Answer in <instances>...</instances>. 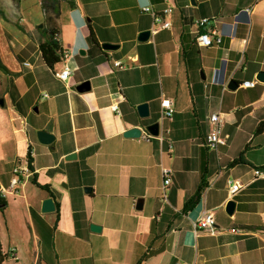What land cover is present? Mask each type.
Returning a JSON list of instances; mask_svg holds the SVG:
<instances>
[{"label": "crops", "instance_id": "0c3cea01", "mask_svg": "<svg viewBox=\"0 0 264 264\" xmlns=\"http://www.w3.org/2000/svg\"><path fill=\"white\" fill-rule=\"evenodd\" d=\"M20 1L0 0L6 69H0V114L9 138L0 150V193L3 212L10 196L24 206L27 263L264 264V179L253 174L264 167V130L254 135L264 122V83L256 80L264 72V0H39L42 15L24 12ZM44 2H53L58 15L49 9L47 19ZM146 6L170 28L161 29ZM167 8L172 12L164 15ZM202 18L209 21L198 29L194 23ZM50 29L68 53L52 69L38 48ZM144 31L149 37L140 42ZM198 31H214L220 44L199 47ZM90 33L97 45L88 41ZM81 37L87 48L77 50ZM116 61L124 68L114 67ZM65 63L72 73L61 81L55 73ZM216 71L222 83L213 82ZM231 81L235 90L227 89ZM244 81L256 83L243 88ZM83 82L90 88L79 93ZM162 99L172 103L171 119L159 116ZM142 103L149 108L145 119L136 112ZM213 113L227 137L215 153L203 145ZM153 123L159 134L147 139L145 128ZM135 127L140 137L123 136ZM39 132L52 140L40 143ZM28 149L31 171L10 190L12 171L26 164ZM241 154L243 161L231 166ZM162 168L170 170L166 187ZM202 178L199 201L183 212ZM233 181L241 188L231 196ZM47 199L53 211L43 213ZM228 201L234 202L230 215ZM206 213L214 227L196 232ZM1 249L8 254L4 262L25 264L16 248Z\"/></svg>", "mask_w": 264, "mask_h": 264}, {"label": "built area", "instance_id": "2783aa9c", "mask_svg": "<svg viewBox=\"0 0 264 264\" xmlns=\"http://www.w3.org/2000/svg\"><path fill=\"white\" fill-rule=\"evenodd\" d=\"M142 10L144 12L151 13V15L154 17V21L156 24L159 25L161 29H169L171 24L169 21L163 18V16L157 15L153 13L149 6L143 7ZM172 12L171 8H167L163 11L164 15H169ZM207 18H202L194 23L196 28L198 29H204V27L208 23ZM195 42L199 47H211L213 45H219L221 42V39L219 36L216 35L214 31H198L195 37ZM62 58L66 59L68 58V53H62ZM24 65H28L27 63H24ZM113 66L119 69L124 68V66L119 62L116 61L113 63ZM72 73L71 68L68 66L67 63L64 64L63 68L55 73V76L57 79L61 81H66ZM223 77L220 71H216V76L214 79V83H222ZM255 81H244L241 83V87L243 88H252L255 85ZM117 106L114 105L112 107L113 111H116ZM174 114V109L172 106V103L169 99H162L160 102V110H159V116L161 119H171ZM208 123V131L205 134L203 145L204 147L212 152L215 153L218 148L224 146L226 144L227 137L222 134V120L219 117L218 114L213 113L210 114L207 118ZM145 138L151 139L152 136L149 134L145 135ZM29 170L27 169L26 164L21 166L17 165L13 171H12V177L9 182V188L14 189L16 185H18L21 181L20 178L27 174ZM253 174L255 178L264 179V167L263 168H255L253 170ZM161 175L163 178V186L166 187L170 183V170L166 168L161 169ZM241 188V185L238 184V182H229V188L228 192L232 196L234 195L239 189ZM215 221L212 213H206L201 215L196 224L195 229L196 232L199 230H205L214 227ZM12 255V251L9 252Z\"/></svg>", "mask_w": 264, "mask_h": 264}, {"label": "rangeland", "instance_id": "374dc122", "mask_svg": "<svg viewBox=\"0 0 264 264\" xmlns=\"http://www.w3.org/2000/svg\"><path fill=\"white\" fill-rule=\"evenodd\" d=\"M48 5V3H46ZM20 9L24 12L30 11L33 14H36V12H40L41 14V8L39 5V0H21L20 1ZM42 15V14H41ZM43 17V16H42ZM5 27L12 29V30H18L14 25L12 24H6L4 23ZM3 45V44H2ZM4 48V47H3ZM7 119L4 114H0V125L1 129L3 131H0V150L1 152H4L5 148L9 146V143H6L9 141L8 133H7ZM12 190V189H10ZM9 199V208L8 210H5V212H0V242L3 245L5 249H11L16 248L17 253L20 256L21 260L25 261V264L27 263V260L30 256V247L28 244L24 243L25 241H28L29 234L28 230L26 229V221H25V213H24V206L22 202L18 199H15V202L12 201L11 196L8 197ZM10 220V224L8 222ZM4 264H13L12 262L5 261Z\"/></svg>", "mask_w": 264, "mask_h": 264}, {"label": "trees", "instance_id": "16d2710c", "mask_svg": "<svg viewBox=\"0 0 264 264\" xmlns=\"http://www.w3.org/2000/svg\"><path fill=\"white\" fill-rule=\"evenodd\" d=\"M42 7H43V11L46 16L48 15L49 9L54 14V16L58 15L55 4L53 2L48 5H46V3L44 2L42 3ZM47 19H48V16H47ZM55 36H56V33L53 32L52 29L47 30L44 36V41L40 42L38 46L42 61L50 69H52L55 65L60 64L62 61V51L58 45V42L55 39ZM88 41L93 45H97L91 33L88 36ZM0 69L4 71L6 70L1 64H0ZM263 130H264V122L260 123L257 126L254 132V135L260 134ZM248 148H249V145H246L245 149L247 150ZM242 161H243V155L241 154L237 159L233 160L230 163V165L233 166ZM26 166H27V169L31 171V159H30L29 149L26 154ZM20 181H21V178H20ZM32 183L36 185L37 187H39L40 189L48 191V188L46 186L38 185L34 179L32 180ZM204 187H205V183L202 178L194 194L184 203L183 212L190 211L197 204ZM6 205H7L6 200L4 196L0 193V212L1 213H3ZM7 258H8V254L2 252L1 244H0V264L3 263L4 260H6Z\"/></svg>", "mask_w": 264, "mask_h": 264}, {"label": "water", "instance_id": "95a60500", "mask_svg": "<svg viewBox=\"0 0 264 264\" xmlns=\"http://www.w3.org/2000/svg\"><path fill=\"white\" fill-rule=\"evenodd\" d=\"M190 2L192 4H194V0H190ZM149 34H150L149 31L141 32L138 35V41H140V42L146 41L149 37ZM101 48L104 50H115L118 48V46L111 45V44H102ZM256 80L258 82L264 83V72H259L256 75ZM89 88H90L89 83L83 82L76 87V90L79 93H83V92L88 91ZM236 88H237V85L233 81H231L227 84V89H229V90H235ZM2 105H3V100L0 99V106H2ZM136 112H137V115L140 119L148 118L149 117L148 104L142 103V104L137 105L136 106ZM145 130L150 136L157 137L159 134V124L153 123V124L147 126L145 128ZM140 135H141V130L139 128H136V127L127 129L126 131L123 132V136L127 137V138H138V137H140ZM37 137H38L39 142L43 143V144H47L52 140V137L49 134H46L44 132L37 133ZM72 157H73V155L68 157V158H72ZM137 208H140V206H138ZM233 209H234V202L228 201L226 204V207H225V212L228 215H230V214H232ZM51 211H53L52 201L50 199H47L42 203L41 212L48 213ZM90 229L95 232L98 230V227L91 225Z\"/></svg>", "mask_w": 264, "mask_h": 264}, {"label": "clouds", "instance_id": "9594fccd", "mask_svg": "<svg viewBox=\"0 0 264 264\" xmlns=\"http://www.w3.org/2000/svg\"><path fill=\"white\" fill-rule=\"evenodd\" d=\"M72 17L74 19L75 22L78 23L79 27H83V18L78 14V13H72ZM76 49H80V48H87L86 43L83 42L82 37L78 40V42L75 45Z\"/></svg>", "mask_w": 264, "mask_h": 264}]
</instances>
